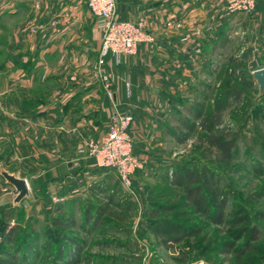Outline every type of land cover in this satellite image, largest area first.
I'll return each mask as SVG.
<instances>
[{"label": "rangeland", "instance_id": "obj_1", "mask_svg": "<svg viewBox=\"0 0 264 264\" xmlns=\"http://www.w3.org/2000/svg\"><path fill=\"white\" fill-rule=\"evenodd\" d=\"M235 15H238V19L234 18L233 27H236L237 21L238 25H243L229 30L230 34L218 56V61H222V64L214 74L200 76L213 88L209 93L207 108L213 107L214 100L223 88H235L241 92V101L221 112L220 128L237 136L238 153L231 163L223 165L215 160L213 153L210 156L205 153V146L199 144V128L190 132L181 128L180 132L186 134L183 140L173 133L163 131L158 143L153 146L162 159L160 164L155 162V168L139 171L137 174L134 172L129 189L120 184L112 170H103L102 179L90 181L89 186L84 187L88 190L84 195L79 192L83 187L72 191L73 187L62 189L64 186L59 187L55 182L46 183V178H50L53 173L47 170V165L41 161L27 162L22 155L9 152L13 148L9 144V131L14 128V135L21 137L24 124H11L0 116V168L29 182V195L13 203L15 195L9 196L13 186L0 175V258H4L2 252L7 250L17 254V258L13 259L15 263L11 264H54L56 247L60 242H67L65 236H71L81 244L79 259L75 264H233V256L219 253L218 249L220 242L234 238L229 236L228 227L211 223L205 215L194 212L192 206L186 205L180 188L174 187L170 179L168 182L160 178L161 173L165 172L172 178L176 164L194 166L197 169L207 166L219 178L221 193L228 191L226 210L245 208L247 219L239 227L255 223L264 233V219L257 216L258 212L264 211V196L257 201L252 198L256 192L262 191L264 194V173L259 175L254 170L260 163L264 166V89L260 91L252 76L254 69L264 68V3H255L250 12ZM35 55L32 53L23 60L21 51L13 49L7 42L0 46V115L2 112L7 116L10 109H13L9 106L11 100H25L34 108L40 102L54 99V90L46 91V87L54 84L53 73L41 65L34 70L31 87L17 92L8 88L12 79L20 72L31 69L32 58L38 56ZM42 61L53 69L60 62L55 53ZM63 61L67 66L72 60ZM234 61L236 64H233ZM97 67L98 58L94 73L103 87ZM102 69L104 70L103 65ZM242 79L245 80L244 83ZM199 90L201 93L205 91L202 88ZM177 95L180 96L179 93ZM195 95L196 90L184 92L188 103L198 97ZM175 104L177 112L169 113L173 116L168 114L167 119L171 129L179 130L182 126L177 119L180 115L187 116V113L182 105ZM90 139L93 138L86 141ZM18 140L23 141L21 138ZM140 160L143 162L141 157ZM147 164L149 165L148 159ZM110 195L112 201L109 199ZM122 203L123 206H118ZM129 204H132V208L126 212L125 208ZM165 204L172 208L167 213H160L158 218L165 216L169 220L198 227L200 234L187 236L179 242L163 243V239L155 236L148 227V220L156 219L148 217L146 210L151 206ZM103 205H107L118 216V221L106 215L96 218L95 212ZM56 217L61 220L69 217L72 223L60 226L55 223ZM12 228L15 239L8 241L5 234ZM59 232L65 236L61 237ZM246 237L244 235L236 244L240 245ZM170 238L173 236L168 235L164 240ZM45 245H49V248H45ZM257 246L258 252L243 255L242 264H264V237Z\"/></svg>", "mask_w": 264, "mask_h": 264}, {"label": "crops", "instance_id": "obj_2", "mask_svg": "<svg viewBox=\"0 0 264 264\" xmlns=\"http://www.w3.org/2000/svg\"><path fill=\"white\" fill-rule=\"evenodd\" d=\"M116 1L118 18L140 21L152 40L141 42L133 54L105 56L111 99L94 73L101 31L85 0H0V46L7 42L21 51L23 60L38 55L31 69L12 79L9 90L31 87L38 65L54 76L53 86L46 87L54 90V99L34 108L25 100H11L13 109L7 116L1 112L7 122L24 124L21 137L14 135L16 129L9 131V152L47 165L53 173L46 183L73 187L72 191L83 187L79 192L84 195V187L102 179L106 169L77 150L105 131L112 110L133 116L129 133L143 160L135 173L155 168L162 159L153 146L163 131L172 133L167 118L177 110L175 102L186 100L185 91H200L206 83L200 76L214 74L222 64L218 56L229 30L243 25L237 21L233 27L239 14L225 12L226 0ZM260 1L264 3H256ZM54 53L60 62L53 69L42 59ZM64 59L72 61L65 66Z\"/></svg>", "mask_w": 264, "mask_h": 264}, {"label": "trees", "instance_id": "obj_3", "mask_svg": "<svg viewBox=\"0 0 264 264\" xmlns=\"http://www.w3.org/2000/svg\"><path fill=\"white\" fill-rule=\"evenodd\" d=\"M233 64H236V62L234 61ZM244 81L245 80L242 79L243 83ZM250 83L251 82H246V84ZM202 86V89L205 90L204 93L196 90L197 95L195 96L198 97H195L194 101L191 103H188V101L186 102V100L183 99L180 100V97L177 95L176 99L180 100L187 116L180 115L177 120L182 127H180L179 130L174 128L171 132L176 135V137L183 140L186 134L185 132H180L181 128H185L187 132L199 128V144L205 146V153L209 156L213 153L216 161L227 166L231 163L234 157L237 156V136L234 135L233 132H224V130L220 128L222 123L221 112L224 108L240 102L242 97L241 92L235 88H223L214 100L213 107L207 108L209 93L213 88L208 83H205ZM193 146H195V143ZM133 151L136 154L134 144ZM254 170L257 174L262 175V173H264L263 164L260 163L259 166H255ZM171 177L172 178L169 177L168 172L161 173L160 176V178L168 182L170 179V183L174 187L180 188V191L184 194V199L187 203L186 205L192 206L194 212L205 215L211 223L226 225L228 227V231L230 232L229 236L234 238L233 240L220 242V245L218 246L219 253H228L233 256V264H242L243 255L246 253L254 254L259 251L257 243L264 237L262 228L255 223L250 224L249 226L239 227V225L243 224L247 219L248 214L247 212H244L245 208L241 207L235 211L226 210L228 191L221 193L219 178L215 176V173L210 171L207 166L203 165L201 169H197L194 166L190 167L184 164H176ZM112 193L114 192L112 191ZM262 196H264L262 191L256 192L252 196L253 201H257ZM111 197L112 196L110 195L109 199ZM110 201H112V198ZM123 204L124 203L118 206H123ZM131 208L132 204L127 205L125 208L126 212ZM171 208L172 206L167 204L147 208L146 213L148 217L151 216L152 219H156L148 220L149 222L147 223L155 236L160 237L163 239V243H166L167 241L179 242L187 236H198L200 234V229L198 227L187 226L169 220L165 216L158 218L160 213H167ZM86 213H88V211ZM95 214L96 218L106 215V217L109 216V218L114 221H118L119 219L114 212L109 210L107 205L101 206ZM257 216L264 219V211L258 212ZM55 221V223L64 227L65 225L72 223L69 217L62 220L61 218L56 217ZM13 232V228L6 232V240L10 241L15 239ZM59 235L61 237L65 236L61 232H59ZM168 235H172L173 238L164 240ZM244 235H247L245 241L240 245H237L236 242L244 237ZM65 237L67 242L64 244L60 242L61 244H59L54 251V259H56V263L54 264H75L79 259V250L81 248L80 241L71 236ZM45 248H49V245H45ZM2 253H4L5 256L4 258H0V264L15 263V260L13 259L17 258V254L9 253L7 250H3Z\"/></svg>", "mask_w": 264, "mask_h": 264}, {"label": "built area", "instance_id": "obj_4", "mask_svg": "<svg viewBox=\"0 0 264 264\" xmlns=\"http://www.w3.org/2000/svg\"><path fill=\"white\" fill-rule=\"evenodd\" d=\"M85 3L101 31L98 77L107 96L113 99L111 79L102 69L105 56L112 54L118 58L123 54H133L141 42L151 41L152 37L140 21L118 18L116 0H85ZM255 3L256 0H226L225 11L227 14L248 13ZM132 123V114L113 109L105 131L78 148V152L92 158L97 167L112 170L126 189L132 185L133 173L142 166L140 157L133 151L129 133Z\"/></svg>", "mask_w": 264, "mask_h": 264}, {"label": "water", "instance_id": "obj_5", "mask_svg": "<svg viewBox=\"0 0 264 264\" xmlns=\"http://www.w3.org/2000/svg\"><path fill=\"white\" fill-rule=\"evenodd\" d=\"M252 76L259 85V89L262 92L264 89V68H256L252 71ZM0 175L5 181L13 186L9 196L15 195L13 203L21 201L24 197L29 195V184L25 178L18 177L13 173H9L3 168H0Z\"/></svg>", "mask_w": 264, "mask_h": 264}, {"label": "bare ground", "instance_id": "obj_6", "mask_svg": "<svg viewBox=\"0 0 264 264\" xmlns=\"http://www.w3.org/2000/svg\"><path fill=\"white\" fill-rule=\"evenodd\" d=\"M197 264H203V263L200 262V263H197Z\"/></svg>", "mask_w": 264, "mask_h": 264}]
</instances>
